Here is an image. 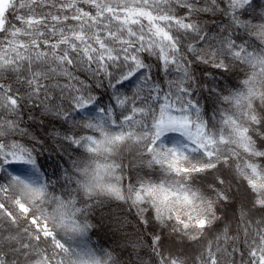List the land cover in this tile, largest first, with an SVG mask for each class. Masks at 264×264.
Wrapping results in <instances>:
<instances>
[{"label": "snow or ice", "instance_id": "obj_1", "mask_svg": "<svg viewBox=\"0 0 264 264\" xmlns=\"http://www.w3.org/2000/svg\"><path fill=\"white\" fill-rule=\"evenodd\" d=\"M0 264H264V4L0 0Z\"/></svg>", "mask_w": 264, "mask_h": 264}, {"label": "trees", "instance_id": "obj_2", "mask_svg": "<svg viewBox=\"0 0 264 264\" xmlns=\"http://www.w3.org/2000/svg\"><path fill=\"white\" fill-rule=\"evenodd\" d=\"M258 4H264V0H257ZM224 80L223 77H221ZM227 83V80H224ZM39 116V113L36 114ZM53 125H48V134H52ZM35 131L41 135L45 134L44 127H38ZM229 215H232V209H229ZM93 223L96 225L87 237L89 243L93 246H104L117 249L122 253V258L129 259V250L126 244L129 240L134 239L133 229L136 227L135 221L130 217L121 215V209L112 206L110 210L106 209L104 213L98 214ZM147 259V257H145Z\"/></svg>", "mask_w": 264, "mask_h": 264}]
</instances>
